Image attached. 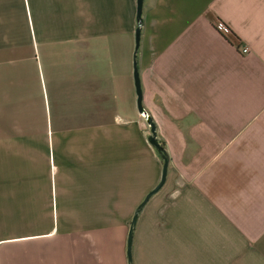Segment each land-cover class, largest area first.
Here are the masks:
<instances>
[{
	"label": "crops",
	"instance_id": "0c3cea01",
	"mask_svg": "<svg viewBox=\"0 0 264 264\" xmlns=\"http://www.w3.org/2000/svg\"><path fill=\"white\" fill-rule=\"evenodd\" d=\"M137 8L0 0V264H129L163 165ZM142 19L170 164L133 264H264V0H144Z\"/></svg>",
	"mask_w": 264,
	"mask_h": 264
},
{
	"label": "water",
	"instance_id": "95a60500",
	"mask_svg": "<svg viewBox=\"0 0 264 264\" xmlns=\"http://www.w3.org/2000/svg\"><path fill=\"white\" fill-rule=\"evenodd\" d=\"M138 8H137V20L139 22V28L136 31V52H135V68H134V78H135V86L137 91V105L138 110L141 114H143L146 118L147 123L150 126V135L148 137V142L157 150L159 153L163 165H162V175L159 183L154 187L151 191L147 193L143 201L140 203L138 208L136 209V212L133 215V218L131 220L130 226H129V232H128V238H127V257H128V263L133 264V240H134V232L137 226V222L140 216L141 211L145 207V205L149 202V200L157 194L165 185L168 177V171H169V156L167 155L166 151L164 150L163 146L160 144L158 135L156 132V125L153 122V120L148 116V114L145 111V108L143 106V93H142V87H141V80L139 75V69H138V63H137V53L140 45V39H141V25L143 22L142 14H143V4L144 0H137Z\"/></svg>",
	"mask_w": 264,
	"mask_h": 264
},
{
	"label": "built area",
	"instance_id": "2783aa9c",
	"mask_svg": "<svg viewBox=\"0 0 264 264\" xmlns=\"http://www.w3.org/2000/svg\"><path fill=\"white\" fill-rule=\"evenodd\" d=\"M216 28L223 35L230 34V29L228 28V26L223 21H218L216 24ZM241 51L243 54H247V53H249V48L244 46L241 48Z\"/></svg>",
	"mask_w": 264,
	"mask_h": 264
},
{
	"label": "rangeland",
	"instance_id": "374dc122",
	"mask_svg": "<svg viewBox=\"0 0 264 264\" xmlns=\"http://www.w3.org/2000/svg\"><path fill=\"white\" fill-rule=\"evenodd\" d=\"M145 123H146V122H144V125H146ZM146 127H147V126H146ZM147 129H149V128H147ZM149 135H150V131L147 130V132H146V136H149ZM162 162H163V161H162ZM122 216H123V215H122ZM124 216H126V215H124ZM132 216H133V215H131V217H130V219H129V220H130L129 223H131ZM120 217H121V215H119V218H120Z\"/></svg>",
	"mask_w": 264,
	"mask_h": 264
}]
</instances>
